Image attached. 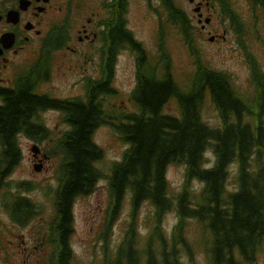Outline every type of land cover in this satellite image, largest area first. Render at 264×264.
<instances>
[{"label": "trees", "instance_id": "1", "mask_svg": "<svg viewBox=\"0 0 264 264\" xmlns=\"http://www.w3.org/2000/svg\"><path fill=\"white\" fill-rule=\"evenodd\" d=\"M217 2L222 9L226 8L224 17L239 33L243 25L240 14L232 8L230 0ZM111 3L107 18L99 22L107 21L110 27L107 26V35L105 31L102 33L108 42L104 61L100 63L101 74L97 79L87 78L83 98H57L34 89L38 82L49 77L43 67L50 46L56 50L64 44L59 35L43 43L41 61L35 68L18 76L12 86L0 84V158L3 162L0 183L22 157L16 135L23 133L32 139H47L50 130L37 121V114L47 109L59 110L68 129L62 133L57 148L61 155V179L58 178L55 190V215L48 228L51 249L47 264H71L74 201L91 194L102 177L96 162L103 158L104 151L93 134L99 125L110 124L127 147L122 158L114 162L109 176L112 202L97 234L104 248L102 264H181V249H188L184 229L191 218L198 220L209 233L205 241L213 264L254 260L264 240V73L258 62L248 54L245 56L256 88L252 102L234 89L223 71L207 68L198 59L194 61L189 85L180 87L167 62L160 76L152 74L153 68L146 65V50L127 27L128 0H111ZM251 4L264 9V0H251ZM161 6L167 15L160 20V25L171 23L181 30L188 43L192 42L190 18L176 0H161ZM58 24L53 30H68L67 20ZM127 47L136 52V84L128 96L134 110L108 109L103 101L116 93L112 84L114 66L120 50ZM207 97L217 111L219 126H211L202 119L201 106ZM172 98L177 100L179 116L165 110ZM208 149L215 159L212 166L205 167L201 162ZM233 162L238 163L237 184L228 188V169ZM177 163L185 166V180L175 199L177 223L173 232L166 235L159 223L161 215L173 206L167 192L166 172L170 164ZM192 180L202 183L197 198L190 194ZM19 185L29 189V184ZM127 192L130 193V221L122 239L111 250L112 224ZM146 201L155 207L158 222L140 245L137 210ZM7 209L11 220L18 224L28 223L38 214L33 201L20 192L13 195Z\"/></svg>", "mask_w": 264, "mask_h": 264}, {"label": "rangeland", "instance_id": "2", "mask_svg": "<svg viewBox=\"0 0 264 264\" xmlns=\"http://www.w3.org/2000/svg\"><path fill=\"white\" fill-rule=\"evenodd\" d=\"M102 2L103 0H71V5L75 7L71 13V26H68L70 31L61 34L64 40L62 47L54 50L53 46H50L45 67H43L49 72V77L45 81L38 82L35 90L47 92L56 97L80 96L83 98L87 78H99L101 35L99 33L96 42L80 43L77 40L76 29L85 23L87 18H96L92 15L93 11L100 12L98 19L108 16V6L111 0ZM197 2L202 3V15L194 10L198 5ZM230 3L243 21L239 33L224 17L223 11L226 8L222 9L217 0H195L194 2L176 0V4L190 18V34L193 41L189 43L186 37H183L181 30L171 23L164 22L162 26L160 25V20L166 19L167 15L161 6V0H128L127 27L143 44L146 50L144 52L146 65L149 64L153 68L152 74L160 76L162 67L167 62L171 65V75L176 83L187 86L194 72V61L198 59L207 68L223 71L234 89L252 102L256 88L251 81L250 64L245 56L248 54L257 61L264 73V9L261 6L252 5L251 0H230ZM57 13L59 14V11ZM206 18L210 19L206 22ZM61 20H55L51 24L59 23L58 21ZM100 28L98 23V31ZM161 28L162 32H160ZM63 29L65 28L61 30ZM44 30H48V27L45 26ZM43 36H37L34 41L31 40L26 51L15 55L12 59L13 66L4 70L2 68L1 83L10 82L11 79L8 81L7 78L16 74L14 70L19 65L22 68L26 66V72L28 71L30 62L32 60L35 62L39 58L38 52ZM211 36L213 40H210ZM68 42V45L76 46L80 51L72 52L69 47L65 48L64 45ZM135 60V51L128 47L120 50L112 78L116 93L105 97L103 101L105 108L122 111L134 110L128 96L136 82ZM177 109L174 99H171L165 107L166 111L172 113H176ZM202 115L211 126L220 125L217 111L208 97L204 101ZM37 121L50 130L47 139L36 140L23 133L16 135L22 157L5 178L4 183L2 182L0 189V264H47L48 261V252L51 249L48 228L50 220L55 215L54 193L61 158L57 149L60 144L58 138L68 128V124L63 121L61 113L55 109L38 112ZM93 138L104 151L103 158L96 162L102 177L99 178L91 194L79 196L74 201L75 230L71 236L74 253L71 264H101L104 248L101 247L97 234L102 228V222L112 199L108 188L109 176L114 162L122 158L127 146L110 124L99 125L95 129ZM34 144L39 147L37 157L33 156ZM203 156L204 160L201 165L212 166L215 159L212 150H205ZM34 163L41 165L40 171L34 170ZM228 172L226 186L234 188L237 184L235 178L238 163H231ZM184 177L183 164L168 166L167 192L173 199V206L161 215L159 221L166 235L173 232L172 227L178 220L175 199L182 190ZM23 182L29 184V189H24L19 185ZM201 188L202 183L192 180L189 187L191 196L197 198L201 193ZM18 192L29 197L38 208V214L28 223L18 224L11 220L8 213L7 206L11 205L13 195ZM129 214L130 193L127 192L112 224L109 243L111 250H114L122 239L130 221ZM157 222L155 207L150 202H143L137 210L136 222L140 245L144 243L146 236ZM184 235L188 249L185 247L181 249V264H213L206 248L208 244L205 241L209 233L198 220L193 218L187 220ZM239 264H264V240L254 260L249 262L240 260Z\"/></svg>", "mask_w": 264, "mask_h": 264}, {"label": "flooded vegetation", "instance_id": "3", "mask_svg": "<svg viewBox=\"0 0 264 264\" xmlns=\"http://www.w3.org/2000/svg\"><path fill=\"white\" fill-rule=\"evenodd\" d=\"M65 0H0V32L1 31H10L13 33V38L17 43L9 46H2L0 54V71L2 68L8 66L14 55L11 54L17 53L19 48H23L22 38L25 40L34 37V34L43 33L44 27L47 26L51 28L54 24H51L55 20L62 19L66 20L67 17H71L73 11V6L71 5V0H67L66 6L64 8ZM202 3L200 10L202 11ZM14 11L16 20L9 19V12ZM59 11V14L57 13ZM64 12V15H63ZM100 12L93 11L92 15L96 17L95 19L89 17L86 19L85 23L76 29L77 40L80 43L84 42H96L99 37L98 23L99 20L104 18L101 17L98 19ZM109 14V12H108ZM65 17V19L63 18ZM98 19V20H97ZM58 21V22H61ZM28 33V34H25ZM109 28H105V34L107 35ZM107 38V37H106ZM24 41V40H23ZM108 42V38H107ZM12 46V47H11ZM16 46V47H14ZM67 47L71 49L72 52H78L76 46H71L66 44Z\"/></svg>", "mask_w": 264, "mask_h": 264}, {"label": "water", "instance_id": "4", "mask_svg": "<svg viewBox=\"0 0 264 264\" xmlns=\"http://www.w3.org/2000/svg\"><path fill=\"white\" fill-rule=\"evenodd\" d=\"M190 1H193V0H190ZM200 6H196L194 8V10H199ZM15 13L14 11H11L9 12L8 16H9V19H13V20H16V17H14ZM201 15V14H200ZM209 20V18H206L205 21L207 22ZM210 40H213V36L210 37ZM1 41H4L5 42V45H10L13 43L14 41V38H13V33L11 32H8V33H5L1 36ZM32 150L34 152V155H37V153L39 152V147L37 145L33 146L32 147ZM34 169L39 171L41 169V165L40 164H35L34 165Z\"/></svg>", "mask_w": 264, "mask_h": 264}, {"label": "bare ground", "instance_id": "5", "mask_svg": "<svg viewBox=\"0 0 264 264\" xmlns=\"http://www.w3.org/2000/svg\"><path fill=\"white\" fill-rule=\"evenodd\" d=\"M110 25V24H109ZM137 94V93H136ZM151 112V111H150ZM263 139V138H262ZM199 165V164H198ZM248 166V165H247ZM138 177V176H137Z\"/></svg>", "mask_w": 264, "mask_h": 264}]
</instances>
